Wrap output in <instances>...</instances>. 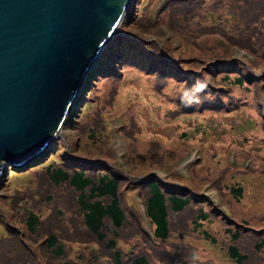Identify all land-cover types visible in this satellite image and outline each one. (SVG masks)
<instances>
[{
	"label": "rangeland",
	"instance_id": "1",
	"mask_svg": "<svg viewBox=\"0 0 264 264\" xmlns=\"http://www.w3.org/2000/svg\"><path fill=\"white\" fill-rule=\"evenodd\" d=\"M189 1L172 15V0H135L133 18H123L120 32L107 43L97 79L84 93L72 124H65L44 156L23 170L8 168L0 175V264H113L103 247L111 233L106 232L103 244L92 236L85 240L73 194L51 187L45 177L49 163L67 166L74 158L103 160L130 173L116 175L120 205L127 211L114 238L123 263L142 254L150 264H264V245H257L264 241V75L260 67L258 77L249 75L247 51L202 35L219 18L226 31L231 29L232 11L223 7L232 0H199V7L187 13ZM213 48L226 49L230 59L224 61L241 66L211 72ZM108 70L111 75H105ZM103 169L113 176V168ZM143 175L166 196L189 197L181 212L168 209L164 241L151 238L154 225L143 210L149 190L143 181L134 183ZM24 209L41 221L36 238L41 231L69 236L63 242L66 257L34 260L42 237L33 244L15 236L24 231ZM200 210L205 219H198ZM236 230L240 235L233 240ZM131 245L127 259L124 248L130 251ZM231 245L247 258L235 261Z\"/></svg>",
	"mask_w": 264,
	"mask_h": 264
},
{
	"label": "water",
	"instance_id": "2",
	"mask_svg": "<svg viewBox=\"0 0 264 264\" xmlns=\"http://www.w3.org/2000/svg\"><path fill=\"white\" fill-rule=\"evenodd\" d=\"M130 2L0 0V175L31 164L60 134Z\"/></svg>",
	"mask_w": 264,
	"mask_h": 264
},
{
	"label": "trees",
	"instance_id": "3",
	"mask_svg": "<svg viewBox=\"0 0 264 264\" xmlns=\"http://www.w3.org/2000/svg\"><path fill=\"white\" fill-rule=\"evenodd\" d=\"M174 1L177 2L176 6H174ZM198 1L199 0H191L188 2L190 8L187 13L199 7ZM220 2L222 3V0H220ZM260 3L264 4V0H232L223 7V9L232 11H229L230 20L235 22V24L231 26V29L226 31V29H224L225 26L223 25V20L219 18L218 20L220 23L213 26L210 31L202 34L208 36L213 35V37L217 36V38L223 41V47H230L231 50L232 47H239L252 55L253 60L249 59L247 64L250 68L249 75H253V77L255 70L264 64V7L260 6ZM172 4V15L177 13L178 8L187 5L186 0H172ZM210 53L215 57L214 62L210 63L213 73L219 72V68L225 67L226 65L236 67L241 66V64L236 61H224L227 60V58L230 59L228 51L224 48H221L218 51H215L214 48L210 49ZM117 61L118 59L112 62L113 66L111 65V69L114 72L118 67L115 65ZM250 63H253V65ZM109 68L110 65L108 69ZM96 69L97 72H99V65ZM107 74L111 75L112 71L108 70L105 75ZM97 75L98 74H96L95 77L90 74V81L88 84L91 85H89L87 89L88 91L92 89L93 83L95 82V79H97ZM167 76L169 75L167 74ZM224 77L227 78V75H224ZM236 81L241 83L242 79L237 77ZM137 108L140 110L139 105H137ZM74 162L78 163L80 167H76ZM74 162H69L71 165L67 164V166L56 164L54 162L49 163L44 168L45 177L51 187H65L73 194V198H75L73 204L78 211L79 217L81 216L80 224L85 227L86 231L84 232L88 234L84 235V239L89 240L92 236L97 243L103 244L106 232L111 233L112 238L106 240L103 247L111 252L113 264H125L123 263V254L120 250L116 249V243L114 240V238L119 236V231L126 223L125 212H127L120 205L119 199L122 192L120 188L118 191L116 175L118 172H123V174L130 173L120 167H113L112 164L102 162L99 159L88 160L86 162L74 160ZM104 165L113 168V176L109 175L108 171L103 169ZM142 177H137L140 179H136L134 183H142L143 181L142 186H147L149 190V192H147L148 195L145 194L144 205L145 214L150 223L154 225L152 230L153 238H151L164 241L168 235V209L174 213L181 212L182 208L188 203L189 197L182 195L179 196L172 193L166 196L158 183L150 180V178L144 179L145 177ZM233 193L236 195H238V193L240 194V188L233 189ZM23 212L25 218L21 223L24 231L15 234V236L22 235L23 238H27L30 242L33 241V244L36 240L42 237V244H37L38 250L36 249V251L38 254L34 257V260L44 262L51 259L52 255L55 259L59 260L66 257L63 242H66V240L69 239V236L66 234L58 236L52 232L45 235V231H41L38 238H36L35 235L37 234V230L42 225L41 221L33 211L24 209ZM197 216L198 219H205L207 215L200 210ZM41 230H43V228H41ZM239 235V232L236 230L232 232L231 237L233 240H237ZM141 243L144 242L141 241ZM127 245L130 246V243ZM257 245H264V241L261 240ZM144 246L145 248L143 249L148 251L149 249L145 243ZM132 247L133 245H131L130 251H127L124 248V253L127 259L131 257L130 253ZM45 250L46 253H44ZM239 251L240 250H238L236 246H229V254L237 262H241L247 258L246 255ZM127 264H150V261L145 255L139 254L132 257Z\"/></svg>",
	"mask_w": 264,
	"mask_h": 264
},
{
	"label": "clouds",
	"instance_id": "4",
	"mask_svg": "<svg viewBox=\"0 0 264 264\" xmlns=\"http://www.w3.org/2000/svg\"><path fill=\"white\" fill-rule=\"evenodd\" d=\"M134 2H135V0H131V2L129 3V5H128V7H127V11H126V13H125V16L123 17V18H125L126 17V19H127V17L129 18H133V16H134V6H135V4H134ZM125 19V20H126ZM122 22V21H121ZM120 26H121V23H120V25H119V28H120ZM120 32V30H118V32L117 33H115V34H118ZM121 33H123V32H121ZM115 34L112 36V38L115 36ZM123 35H125L124 33H123ZM131 40V39H130ZM144 41V40H143ZM142 40L140 41V42H143ZM151 42H153V43H155L156 44V42H154V41H152V40H150ZM109 42V41H108ZM107 42V43H108ZM149 41H144L143 43H148ZM107 43H106V45H107ZM106 45L102 48V50H100V52H99V54H98V56H97V58L92 62V65H91V67H90V70H89V74L84 78V80H82V82H81V84H80V88H79V91H78V93H77V96H76V101H75V103H74V105L72 106V108L69 110V112H68V114H67V117H66V121H65V123H64V126H65V124H67V125H71L72 124V121L74 120V118H75V114H76V111H77V109L80 107V105L81 104H83L84 103V101H85V98H84V93L86 92L87 93V89H88V87H89V81H90V74L91 75H93V76H95V73H94V70L96 69V67L98 66V63H100L101 61L100 60H102L101 59V56H102V53H103V51H104V49H105V47H106ZM246 55H249V57H250V59L251 60H253V57H252V55H250V54H248L247 52H246ZM120 58V56L119 55H116V56H114L113 57V60H112V62H114V61H116L117 59H119ZM233 59L234 60H237V58H234L233 57ZM238 61V60H237ZM239 62H241V61H239ZM245 66L244 67H249L248 66V64H247V62L244 64ZM121 66V65H120ZM162 70H164V68H161ZM97 70V69H96ZM165 71V70H164ZM259 71L264 75V64L259 68ZM212 72V71H211ZM99 72H97V74H98ZM254 75L256 76V77H258L259 75H258V73H256V72H254ZM96 77V76H95ZM166 77V76H165ZM200 78H202L201 76H199ZM164 80H166V78H164ZM93 83V82H92ZM262 86L264 87V83L262 84ZM87 90V91H86ZM191 106V105H190ZM64 126H63V128H64ZM62 128V129H63ZM62 132V131H61ZM61 132H60V134L59 135H61ZM58 135V136H59ZM57 136V137H58ZM55 139V138H54ZM53 139V140H54ZM52 140V141H53ZM50 144V143H49ZM49 144H48V147H47V149L44 151V153H42V154H38V157L37 158H39V157H42V156H44L46 153H47V151L50 149L49 148ZM125 153L123 152L121 155H119V157L120 156H122V155H124ZM34 158V157H33ZM72 158H74V157H72ZM35 159L36 158H34V160H33V162H31V164L32 163H34V161H35ZM74 160H79V161H84V162H86L87 160H83V159H78V158H74ZM102 162H105V161H103V160H101ZM31 164H29V165H31ZM28 165V166H29ZM28 166H26V167H28ZM26 167H24V168H22V169H15V168H13V167H10V166H8L7 167V169L8 168H11V169H14V170H23V169H25ZM6 169V170H7ZM144 177H145V175H143ZM143 178V177H142ZM0 184H1V182H0ZM143 210H144V216L148 219V217L146 216V214H145V205H144V201H143ZM148 221H149V219H148ZM150 222V221H149ZM152 235H153V233H152ZM130 257V256H129Z\"/></svg>",
	"mask_w": 264,
	"mask_h": 264
},
{
	"label": "flooded vegetation",
	"instance_id": "5",
	"mask_svg": "<svg viewBox=\"0 0 264 264\" xmlns=\"http://www.w3.org/2000/svg\"><path fill=\"white\" fill-rule=\"evenodd\" d=\"M94 73H95V75L97 74V70L96 69L94 70Z\"/></svg>",
	"mask_w": 264,
	"mask_h": 264
},
{
	"label": "bare ground",
	"instance_id": "6",
	"mask_svg": "<svg viewBox=\"0 0 264 264\" xmlns=\"http://www.w3.org/2000/svg\"><path fill=\"white\" fill-rule=\"evenodd\" d=\"M114 34V33H113ZM151 237L153 238V236L151 235Z\"/></svg>",
	"mask_w": 264,
	"mask_h": 264
}]
</instances>
